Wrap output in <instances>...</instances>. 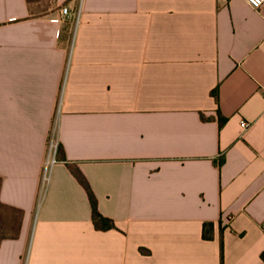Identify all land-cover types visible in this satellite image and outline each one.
I'll return each mask as SVG.
<instances>
[{"label":"crops","instance_id":"1","mask_svg":"<svg viewBox=\"0 0 264 264\" xmlns=\"http://www.w3.org/2000/svg\"><path fill=\"white\" fill-rule=\"evenodd\" d=\"M50 1L0 0V264H264V4Z\"/></svg>","mask_w":264,"mask_h":264},{"label":"trees","instance_id":"2","mask_svg":"<svg viewBox=\"0 0 264 264\" xmlns=\"http://www.w3.org/2000/svg\"><path fill=\"white\" fill-rule=\"evenodd\" d=\"M45 0H27V4L29 6V9L31 10L32 14L37 13L38 10L44 8L45 6H48L49 4L44 3ZM45 4V5H44ZM41 7L37 8L36 7ZM213 94L216 96V91L213 92ZM63 154V150L59 148V153ZM68 167L70 168L72 174L75 176V178L79 181V183L83 186V188L86 190L87 195L89 197V201L92 207V220L96 227V229L101 231H106L115 228V223L113 220L103 216L97 207V199L91 190V187L89 183L87 182L86 178L83 176L81 171L75 167L72 164L68 163ZM5 207L0 203V240L4 237H7L9 234L6 232L5 224L8 221V224L10 225V229L12 231H15V228L18 224V214L17 211L15 212V215L11 216L7 221L3 218L1 215V210H3ZM10 235H13L10 234ZM203 239L205 240H211L213 238V223L206 222L203 224V233H202ZM222 264H223V255H222Z\"/></svg>","mask_w":264,"mask_h":264},{"label":"built area","instance_id":"3","mask_svg":"<svg viewBox=\"0 0 264 264\" xmlns=\"http://www.w3.org/2000/svg\"><path fill=\"white\" fill-rule=\"evenodd\" d=\"M251 7L258 9L264 4V0H245ZM60 15L62 17H65L68 15V9L66 7L61 8ZM242 126L244 128L249 127V123L243 122ZM57 150V142L53 141L50 146V151L51 153L53 152L54 154L56 153Z\"/></svg>","mask_w":264,"mask_h":264},{"label":"rangeland","instance_id":"4","mask_svg":"<svg viewBox=\"0 0 264 264\" xmlns=\"http://www.w3.org/2000/svg\"><path fill=\"white\" fill-rule=\"evenodd\" d=\"M51 2H52V1H50V0H45V1H44L45 4H51ZM37 8H41V7L38 6V7L35 8V10H37Z\"/></svg>","mask_w":264,"mask_h":264}]
</instances>
